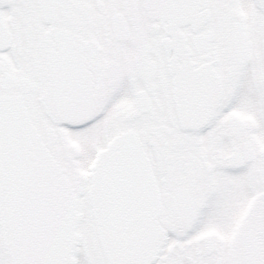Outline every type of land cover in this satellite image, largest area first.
<instances>
[{
	"label": "snow or ice",
	"instance_id": "obj_1",
	"mask_svg": "<svg viewBox=\"0 0 264 264\" xmlns=\"http://www.w3.org/2000/svg\"><path fill=\"white\" fill-rule=\"evenodd\" d=\"M0 264H264V0H0Z\"/></svg>",
	"mask_w": 264,
	"mask_h": 264
}]
</instances>
